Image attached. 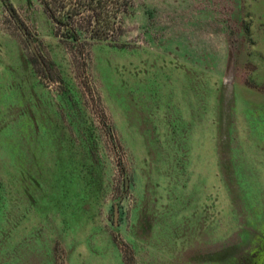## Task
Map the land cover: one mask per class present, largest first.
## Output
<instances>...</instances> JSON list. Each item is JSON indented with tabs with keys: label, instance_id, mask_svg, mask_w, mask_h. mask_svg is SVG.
<instances>
[{
	"label": "rangeland",
	"instance_id": "374dc122",
	"mask_svg": "<svg viewBox=\"0 0 264 264\" xmlns=\"http://www.w3.org/2000/svg\"><path fill=\"white\" fill-rule=\"evenodd\" d=\"M130 2L0 0V264H264V0Z\"/></svg>",
	"mask_w": 264,
	"mask_h": 264
},
{
	"label": "trees",
	"instance_id": "16d2710c",
	"mask_svg": "<svg viewBox=\"0 0 264 264\" xmlns=\"http://www.w3.org/2000/svg\"><path fill=\"white\" fill-rule=\"evenodd\" d=\"M44 9L60 27L67 40H109L118 32L130 0H41ZM110 32V34H109Z\"/></svg>",
	"mask_w": 264,
	"mask_h": 264
}]
</instances>
